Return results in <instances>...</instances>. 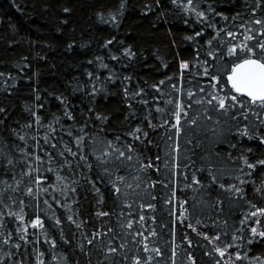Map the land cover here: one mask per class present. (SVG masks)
I'll list each match as a JSON object with an SVG mask.
<instances>
[{
	"label": "trees",
	"instance_id": "trees-1",
	"mask_svg": "<svg viewBox=\"0 0 264 264\" xmlns=\"http://www.w3.org/2000/svg\"><path fill=\"white\" fill-rule=\"evenodd\" d=\"M260 41L264 0H0V264H264Z\"/></svg>",
	"mask_w": 264,
	"mask_h": 264
},
{
	"label": "snow or ice",
	"instance_id": "snow-or-ice-1",
	"mask_svg": "<svg viewBox=\"0 0 264 264\" xmlns=\"http://www.w3.org/2000/svg\"><path fill=\"white\" fill-rule=\"evenodd\" d=\"M256 23H262L261 21L257 20ZM246 39L251 40L253 39L252 36L246 37ZM258 46L260 49L264 50V41L258 42V45L255 46H248L245 45L244 47L247 48V51L251 53L252 55H255L254 53V47ZM231 53H235L236 49L231 48L229 49ZM127 54V53H126ZM260 60H264V56L260 57L259 59H253L252 56H249L248 58L244 59L243 62L237 63L234 68H232L231 75L228 76V80L231 82V87L234 89V91L237 94L247 96L249 98V102L251 106H256L260 109H264V62H260ZM182 68L187 69L188 65L182 64ZM205 73L207 74V69H205ZM214 79V77H213ZM214 87V86H213ZM211 96V99L208 101V103H212V101H215L218 105V108L221 110H224L225 112L231 110L232 108L237 106V103L241 107H243L245 104H248L249 102L245 101H238L237 96L230 97L232 103H228L229 97L226 96H219V95H213L212 93H209ZM251 110V107H250ZM254 115L259 117L261 113L259 112H253ZM242 115L247 118V113H242ZM177 124H179V116L177 115ZM139 131V129H137ZM242 135H247V131L245 130ZM139 137H137L138 139ZM264 143V140L261 141ZM120 156L123 157L124 153L121 152ZM131 159V157H128ZM245 164L249 168L255 167L252 164H248L247 160L244 161ZM261 164H264V161H260ZM152 165L149 164L147 167H151ZM119 191V189H117ZM150 207V206H149ZM260 214H264V210H259ZM101 215H106L107 213H100ZM257 213H252V215H256ZM71 219V217L69 218ZM141 220L144 219L143 216L140 217ZM41 222L39 219L33 224V227L36 225H39ZM128 227H131V224L128 225ZM253 233L256 232V229H252ZM154 234V233H153ZM261 236H264V233H260ZM206 239H209V237H205ZM214 239H219V237H215ZM91 242V241H89ZM211 242V239H210ZM145 249L147 250V245H145ZM217 252L223 256L224 252L220 250L219 248L216 249ZM112 252H115L116 249L112 248ZM158 251V250H157ZM137 264H139V261H137Z\"/></svg>",
	"mask_w": 264,
	"mask_h": 264
},
{
	"label": "water",
	"instance_id": "water-1",
	"mask_svg": "<svg viewBox=\"0 0 264 264\" xmlns=\"http://www.w3.org/2000/svg\"><path fill=\"white\" fill-rule=\"evenodd\" d=\"M241 62H243V60L242 61H240V62H238V63H241ZM261 62V61H260ZM237 64V63H236ZM236 64L232 67V68H234L235 66H236ZM232 68H231V70H230V73H229V75H231V72H232ZM228 75V76H229ZM228 78V77H227ZM228 83H229V86L231 87V82L228 80ZM231 89H232V87H231ZM232 91L236 94V95H238V96H241V97H244V98H246V99H248L249 100V98L247 97V96H244V95H240V94H237L235 91H234V89H232Z\"/></svg>",
	"mask_w": 264,
	"mask_h": 264
}]
</instances>
